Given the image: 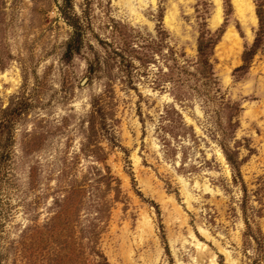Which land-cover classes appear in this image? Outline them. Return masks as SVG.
<instances>
[{
  "label": "rangeland",
  "instance_id": "1",
  "mask_svg": "<svg viewBox=\"0 0 264 264\" xmlns=\"http://www.w3.org/2000/svg\"><path fill=\"white\" fill-rule=\"evenodd\" d=\"M251 2L0 0V264H264Z\"/></svg>",
  "mask_w": 264,
  "mask_h": 264
},
{
  "label": "bare ground",
  "instance_id": "2",
  "mask_svg": "<svg viewBox=\"0 0 264 264\" xmlns=\"http://www.w3.org/2000/svg\"><path fill=\"white\" fill-rule=\"evenodd\" d=\"M146 1H148V0H122V4L124 3L125 6L130 10L131 14L134 15L137 11H136L135 7L133 6V3L137 2L140 5H144V3ZM150 1H153V3H154L155 0H150ZM234 2L236 4V8H237V11H238L237 13L240 14V17L243 19L244 22H247V21L248 22L250 21L251 23H255L256 22L254 8H253L251 0H234ZM216 3H217L216 20H218V22H220L221 16H222V9H221L220 0H216ZM138 17H140V16H138ZM167 23L170 24L169 19H167ZM232 38L238 40L237 36L235 34L232 35ZM4 77H6V76H4ZM218 156H219L221 162L223 164H226V162H225L224 158L222 157V155L219 154ZM184 188L186 190V185L184 186ZM206 190H208V189L206 188ZM185 195H186L187 202L192 201V196L187 192V190L185 191ZM176 210H178V209H176ZM142 220H143V222L140 224V229H141V233L142 234L140 235V237L143 238L144 234H146V233L152 234L153 226H152V223H151V221L149 220V218L147 216H144V218ZM201 232L204 233L202 230H201ZM204 235H205V233H204ZM196 247H197V250H198L199 257L202 258L203 257L202 254H203V251H204V247L202 245L198 244V243H196ZM227 258H228V261H229L230 264H235L234 261L232 259H230L229 255H228ZM210 264H217L213 257H211V259H210Z\"/></svg>",
  "mask_w": 264,
  "mask_h": 264
}]
</instances>
